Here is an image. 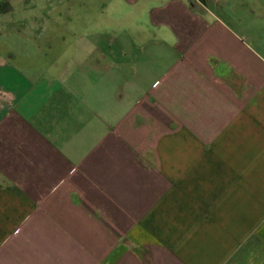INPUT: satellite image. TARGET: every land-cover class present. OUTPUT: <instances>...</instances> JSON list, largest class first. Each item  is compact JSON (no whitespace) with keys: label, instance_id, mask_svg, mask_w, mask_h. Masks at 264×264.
<instances>
[{"label":"crops","instance_id":"1","mask_svg":"<svg viewBox=\"0 0 264 264\" xmlns=\"http://www.w3.org/2000/svg\"><path fill=\"white\" fill-rule=\"evenodd\" d=\"M65 1L113 19L0 51V264H264V0Z\"/></svg>","mask_w":264,"mask_h":264},{"label":"rangeland","instance_id":"2","mask_svg":"<svg viewBox=\"0 0 264 264\" xmlns=\"http://www.w3.org/2000/svg\"><path fill=\"white\" fill-rule=\"evenodd\" d=\"M1 2L3 0H0ZM9 3L10 6L6 9H4L5 6H0V51H10L12 52L10 54L18 52L19 55L16 57L18 56L22 62L34 61L41 64L44 61L51 62L60 57L62 34L54 33L52 35L50 32H46V28L51 27V20L55 27L75 26L77 29L83 24H110L113 19L110 15L109 17L105 14H99L100 8L97 7L96 3L86 8L78 6L77 1L68 2L65 0H10ZM51 10L52 12H49ZM48 12L52 17L46 20ZM88 19L91 21H85ZM36 29L38 33H35ZM64 35L67 41H78L80 37V34L76 32ZM33 37L40 41L42 46L44 41L49 42L51 40L57 47L51 52L44 49L38 50ZM75 51L70 49L66 55H71ZM71 69L74 71V67Z\"/></svg>","mask_w":264,"mask_h":264},{"label":"trees","instance_id":"3","mask_svg":"<svg viewBox=\"0 0 264 264\" xmlns=\"http://www.w3.org/2000/svg\"><path fill=\"white\" fill-rule=\"evenodd\" d=\"M5 5H7V2L6 1H3V2L0 3V6H5Z\"/></svg>","mask_w":264,"mask_h":264}]
</instances>
